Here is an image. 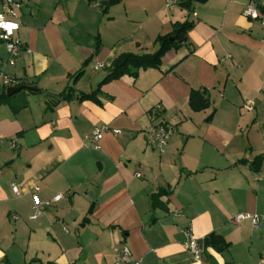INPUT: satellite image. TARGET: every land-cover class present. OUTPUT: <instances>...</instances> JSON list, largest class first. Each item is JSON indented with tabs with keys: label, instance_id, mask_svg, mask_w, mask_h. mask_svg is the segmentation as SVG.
I'll list each match as a JSON object with an SVG mask.
<instances>
[{
	"label": "crops",
	"instance_id": "1",
	"mask_svg": "<svg viewBox=\"0 0 264 264\" xmlns=\"http://www.w3.org/2000/svg\"><path fill=\"white\" fill-rule=\"evenodd\" d=\"M18 1L15 37L30 52L3 65L0 42V95L35 91L0 105V264H264V25L242 16L249 0ZM186 21L159 67L101 84L118 56L155 53ZM157 124L173 128L162 150L147 138ZM32 195L61 198L30 219ZM245 213L258 228L236 221Z\"/></svg>",
	"mask_w": 264,
	"mask_h": 264
},
{
	"label": "built area",
	"instance_id": "2",
	"mask_svg": "<svg viewBox=\"0 0 264 264\" xmlns=\"http://www.w3.org/2000/svg\"><path fill=\"white\" fill-rule=\"evenodd\" d=\"M167 8H171L174 5H177L179 0H164ZM0 42L4 44L5 49L8 53V59L3 63V65L13 66L20 56L22 51L29 53V49L24 48L21 41L15 37V33L19 29V24L15 21L16 11L22 7V4L18 0H0ZM242 16L246 19L252 21H260L264 25V18L260 11L259 4L254 0H249L248 3L243 7ZM14 26V27H12ZM103 68V65L96 64L94 70H99ZM4 82H8V77L3 76ZM107 127H101L96 130L92 137L88 140L98 141L102 138L104 132H108ZM114 134H119L120 131L112 130ZM173 132L172 126L168 124H157L151 127L147 133V138L149 142L162 150L163 147L167 144L171 134ZM97 148V146H96ZM11 190L15 195H19V188L16 184L11 185ZM61 198L60 195H56L52 201H43L38 199L35 195H32V205L31 210L32 214L30 219H36L46 208L51 207L53 202L58 201ZM250 220L253 227L258 228L262 217L258 214H238L236 216V221ZM184 245L185 248L195 257L199 258L202 249L198 245L197 240L194 239L190 229L184 231ZM119 257L122 263H130L132 261L130 252L126 247H123L119 253Z\"/></svg>",
	"mask_w": 264,
	"mask_h": 264
},
{
	"label": "trees",
	"instance_id": "3",
	"mask_svg": "<svg viewBox=\"0 0 264 264\" xmlns=\"http://www.w3.org/2000/svg\"><path fill=\"white\" fill-rule=\"evenodd\" d=\"M198 1L204 2L206 0H198ZM116 2H118V0H108L107 5H111ZM181 5L188 8L186 3H181ZM192 27H193V23L188 21L184 23L175 24L172 33L157 37L155 44L158 45V49L153 54H146V55H137L132 53L121 54L115 59V61L108 70V73L103 79L101 84L118 79L125 75H130L131 77L136 78L137 71L139 69H145L148 67H159L161 63V57L166 52L172 49H178L183 43L186 42L187 33L189 32V30H191ZM80 75H82V71L77 72L74 75L75 77L74 79L79 78ZM98 91L99 89H97L96 91L90 94H83V93L79 94L77 95V99L79 101L93 99L94 96L98 94ZM73 94L74 93L72 88H69L65 93H61L60 95L53 97V99L49 103L58 104L63 101H68ZM11 97H8L6 93H2L0 95V105ZM191 104L197 110H202L206 108V100H203L194 94L191 96ZM262 159H264V157H258L255 160L256 162L257 161L260 162L262 161ZM211 238L212 240L218 239V237H211Z\"/></svg>",
	"mask_w": 264,
	"mask_h": 264
},
{
	"label": "water",
	"instance_id": "4",
	"mask_svg": "<svg viewBox=\"0 0 264 264\" xmlns=\"http://www.w3.org/2000/svg\"><path fill=\"white\" fill-rule=\"evenodd\" d=\"M22 89H27L29 91H35L34 88L27 87V86H21V87H10L7 89L6 94L8 97L12 96L13 94L21 91ZM211 264H216L214 260H212Z\"/></svg>",
	"mask_w": 264,
	"mask_h": 264
},
{
	"label": "snow or ice",
	"instance_id": "5",
	"mask_svg": "<svg viewBox=\"0 0 264 264\" xmlns=\"http://www.w3.org/2000/svg\"><path fill=\"white\" fill-rule=\"evenodd\" d=\"M12 27H14V26H12Z\"/></svg>",
	"mask_w": 264,
	"mask_h": 264
}]
</instances>
